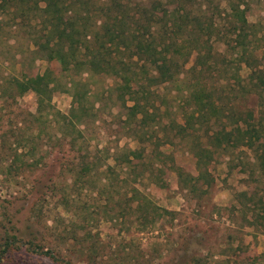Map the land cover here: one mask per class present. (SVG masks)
<instances>
[{
	"label": "rangeland",
	"instance_id": "rangeland-1",
	"mask_svg": "<svg viewBox=\"0 0 264 264\" xmlns=\"http://www.w3.org/2000/svg\"><path fill=\"white\" fill-rule=\"evenodd\" d=\"M183 1L194 9L208 5L216 25H228V0ZM246 1L244 15L253 25L250 33H256L250 45L252 58L246 59L258 67L256 75L250 76L244 63L240 67L241 55L217 43L224 58L217 66L224 70V82L212 81L211 75L205 81L224 89L226 103L238 94L227 84L228 80L233 84L236 73L246 86L251 81L259 85L248 97L238 98L236 111L245 115L249 109L261 119L264 0ZM1 4L0 0V264H264V173L250 149L227 147L209 160L214 182L208 192L196 185L190 193L182 189L177 170L168 165L164 184L153 182L145 168L163 162L162 152L185 173L197 176L192 140L205 130L194 131L186 140L161 138L159 126L146 134L136 131V122L127 118L120 99L118 79L41 58L31 35L47 16L34 0L11 1L7 8ZM44 6L41 1L39 7ZM22 8L29 11L26 20L20 18ZM192 64L190 59L186 68ZM49 72L53 79L59 77V86L51 91L52 108H45L44 119L32 117L39 108L34 91L16 100L2 97L5 78ZM71 81L79 83L76 91L87 90L91 108L90 113L77 112L82 122L76 128H67L60 118L73 106ZM157 101L163 103L155 116L158 121H181L184 102L177 88L161 86ZM132 104L130 100L128 105ZM129 150L141 152L139 163ZM127 159L131 174L121 162ZM133 188L152 199L158 214L156 210L148 216L147 209L137 206ZM153 218L154 223L148 222Z\"/></svg>",
	"mask_w": 264,
	"mask_h": 264
},
{
	"label": "trees",
	"instance_id": "trees-1",
	"mask_svg": "<svg viewBox=\"0 0 264 264\" xmlns=\"http://www.w3.org/2000/svg\"><path fill=\"white\" fill-rule=\"evenodd\" d=\"M11 1L15 0H1V5L10 6ZM34 1L37 10L47 16V19L37 22L41 27L31 35L35 52L48 61H60L84 72L118 79L120 99L127 110V118L136 122V131L144 130L146 134L147 130L159 126L162 128L161 138L176 136L186 140L194 131L205 130L196 139L193 135L192 140L198 175L185 173L174 159H170L171 155L162 152L163 162L145 168V172L150 170L153 182L164 184L168 165V168L177 170L182 189L190 193L196 185L208 192L214 182L207 168L209 160H213L217 153L222 154L221 151H226L227 147L244 146L250 149L264 173V118L258 119L249 109L245 115H239L236 111L238 98L248 97L259 85L251 81L246 86L236 73L233 84L231 80L227 84L232 89L231 93L238 94L234 95L235 101L230 99L226 103L223 99L228 94L224 89L206 83L208 75H211L212 81L222 85L224 82L221 77L224 70L217 67L224 60L220 49L217 50V43L231 47L233 53L241 55L243 61L240 67L244 63L251 70L250 76L257 73L258 67L252 66L246 59L247 55L252 58L253 47L250 45L253 35H256L250 33L253 25H249L244 15L248 9L246 0H228L230 12L227 15L231 17L224 28L216 25L214 15H208V5L199 4L194 9L181 0H41L45 3L44 7H39L40 0ZM147 3L152 4V8L149 9ZM35 6H29V10ZM193 11L197 13L194 16ZM19 14L21 20H26L29 11L22 8V14ZM221 14L226 15V12L222 11ZM223 29L225 34L222 33ZM190 59L193 64L186 68ZM213 69L216 74L212 73ZM56 78L53 79L50 72L38 77L24 73L20 78H5L1 81L4 90L2 97L16 100L34 91L39 108L32 117L42 120L45 108H52L51 91L59 86L56 82L59 77ZM76 84L77 81H71L73 106L70 114L60 116L67 128H76V124L82 122L77 112L91 111L87 105V90L83 93L76 91ZM169 85L181 93L184 102L181 106L182 116L181 121L166 118L162 123V119L160 122L155 117L157 111L161 112L163 104L158 103L157 97L160 87ZM217 91L221 95L217 96ZM130 100L134 104L128 105ZM130 126L133 128L134 125ZM126 152L136 155L138 163L141 161L139 150ZM121 162L125 173L131 174V161L127 159ZM90 164H86L88 170ZM126 184L128 186L129 183ZM132 190L138 195L135 199L137 206L147 209L148 216L155 214L156 210L158 214L159 207L148 195L135 188ZM148 222L154 223V218ZM33 249L43 250L42 247ZM44 252L51 253L49 250Z\"/></svg>",
	"mask_w": 264,
	"mask_h": 264
}]
</instances>
